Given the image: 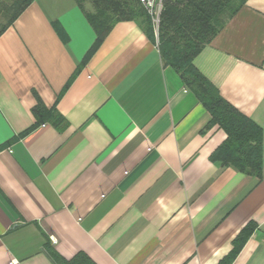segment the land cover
I'll list each match as a JSON object with an SVG mask.
<instances>
[{
	"label": "crops",
	"instance_id": "0c3cea01",
	"mask_svg": "<svg viewBox=\"0 0 264 264\" xmlns=\"http://www.w3.org/2000/svg\"><path fill=\"white\" fill-rule=\"evenodd\" d=\"M90 11L32 0L0 35V264H219L248 224L231 264H264V179L211 161L225 134L136 22L97 41ZM193 64L264 127V0Z\"/></svg>",
	"mask_w": 264,
	"mask_h": 264
},
{
	"label": "trees",
	"instance_id": "16d2710c",
	"mask_svg": "<svg viewBox=\"0 0 264 264\" xmlns=\"http://www.w3.org/2000/svg\"><path fill=\"white\" fill-rule=\"evenodd\" d=\"M32 0H6L0 9L7 16L0 27L5 31ZM92 11L85 16L102 40L121 21H134L155 45L165 66L174 70L210 115L209 127L217 126L225 134L224 141L210 159L222 166L259 180L264 179V127H260L220 97L213 85L199 73L193 61L217 36L225 24L245 5L246 0H162L159 24L155 32L151 19L138 0H75ZM2 5V7H1ZM36 124L61 122L54 111L40 104L34 109ZM254 230L248 224L233 241L231 252L219 264H231ZM48 252L56 264H93L86 256L65 260L53 250Z\"/></svg>",
	"mask_w": 264,
	"mask_h": 264
},
{
	"label": "built area",
	"instance_id": "2783aa9c",
	"mask_svg": "<svg viewBox=\"0 0 264 264\" xmlns=\"http://www.w3.org/2000/svg\"><path fill=\"white\" fill-rule=\"evenodd\" d=\"M140 5L146 11L151 19V23L155 32L159 24L160 12L162 9V0H138Z\"/></svg>",
	"mask_w": 264,
	"mask_h": 264
},
{
	"label": "rangeland",
	"instance_id": "374dc122",
	"mask_svg": "<svg viewBox=\"0 0 264 264\" xmlns=\"http://www.w3.org/2000/svg\"><path fill=\"white\" fill-rule=\"evenodd\" d=\"M6 20H7V16L5 15V12L2 9H0V27L6 23Z\"/></svg>",
	"mask_w": 264,
	"mask_h": 264
}]
</instances>
